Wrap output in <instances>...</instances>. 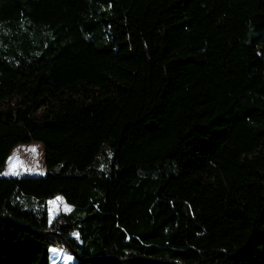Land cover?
Masks as SVG:
<instances>
[{
  "label": "trees",
  "instance_id": "16d2710c",
  "mask_svg": "<svg viewBox=\"0 0 264 264\" xmlns=\"http://www.w3.org/2000/svg\"><path fill=\"white\" fill-rule=\"evenodd\" d=\"M50 248L264 264V0H0V264Z\"/></svg>",
  "mask_w": 264,
  "mask_h": 264
},
{
  "label": "rangeland",
  "instance_id": "374dc122",
  "mask_svg": "<svg viewBox=\"0 0 264 264\" xmlns=\"http://www.w3.org/2000/svg\"><path fill=\"white\" fill-rule=\"evenodd\" d=\"M35 148V152L31 149ZM44 148L42 144L33 142L17 146L7 159L2 177H43L45 176ZM59 198V199H58ZM65 207L68 210H65ZM69 205L58 196L48 202V221L58 214L68 213ZM49 264H75L74 258L60 248L49 249Z\"/></svg>",
  "mask_w": 264,
  "mask_h": 264
},
{
  "label": "snow or ice",
  "instance_id": "6c2138e0",
  "mask_svg": "<svg viewBox=\"0 0 264 264\" xmlns=\"http://www.w3.org/2000/svg\"><path fill=\"white\" fill-rule=\"evenodd\" d=\"M31 151H33V152H35L36 150H35V148H33V149H31ZM59 199V198H58ZM70 210V209H69Z\"/></svg>",
  "mask_w": 264,
  "mask_h": 264
},
{
  "label": "crops",
  "instance_id": "0c3cea01",
  "mask_svg": "<svg viewBox=\"0 0 264 264\" xmlns=\"http://www.w3.org/2000/svg\"><path fill=\"white\" fill-rule=\"evenodd\" d=\"M64 208H65V210H68V208H67V207H65V206H64ZM69 209H71V207H69Z\"/></svg>",
  "mask_w": 264,
  "mask_h": 264
}]
</instances>
